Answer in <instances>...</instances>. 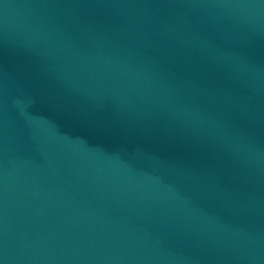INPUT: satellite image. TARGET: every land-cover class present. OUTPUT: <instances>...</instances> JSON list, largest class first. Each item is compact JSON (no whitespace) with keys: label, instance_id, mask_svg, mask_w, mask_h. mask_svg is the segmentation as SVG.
I'll return each mask as SVG.
<instances>
[{"label":"water","instance_id":"95a60500","mask_svg":"<svg viewBox=\"0 0 264 264\" xmlns=\"http://www.w3.org/2000/svg\"><path fill=\"white\" fill-rule=\"evenodd\" d=\"M0 264H264V0H0Z\"/></svg>","mask_w":264,"mask_h":264}]
</instances>
